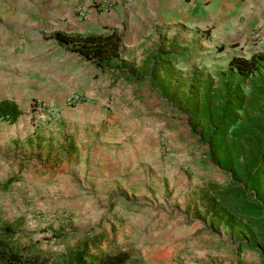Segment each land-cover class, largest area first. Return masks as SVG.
I'll return each instance as SVG.
<instances>
[{
    "label": "rangeland",
    "instance_id": "rangeland-1",
    "mask_svg": "<svg viewBox=\"0 0 264 264\" xmlns=\"http://www.w3.org/2000/svg\"><path fill=\"white\" fill-rule=\"evenodd\" d=\"M132 3L141 15L123 14ZM194 4L0 0V99L21 111L13 123L0 118V222L17 228L19 246L57 261L84 233L104 230L133 248L129 264L260 263L254 250L237 252L244 231L213 205L210 185L229 174L209 162L202 127L178 97L196 90L191 74L216 84L230 58L262 51L264 32H228L225 10L211 23ZM107 28L142 81L114 79L52 39ZM163 50L172 64L153 78L148 67ZM164 83L178 88L173 100L161 95Z\"/></svg>",
    "mask_w": 264,
    "mask_h": 264
},
{
    "label": "trees",
    "instance_id": "trees-1",
    "mask_svg": "<svg viewBox=\"0 0 264 264\" xmlns=\"http://www.w3.org/2000/svg\"><path fill=\"white\" fill-rule=\"evenodd\" d=\"M52 39L64 48L70 45V51L82 61L100 71H109L114 79H143L130 64L122 62V37L115 29L85 35L56 31ZM173 54L165 50L157 54L153 58L156 61L148 67L149 75L154 78L158 67H170ZM226 71L229 75L218 77L216 84L208 79L200 81L191 74L189 84L196 90L181 91L178 102L197 117L211 165L229 174L225 185H210L211 199L214 206L227 208L230 224L244 231L246 237L238 242L237 252L254 250L259 264H264V49L248 58L233 56ZM169 87L161 88V95L173 100L171 95L176 97L178 88L173 92ZM20 113L13 100H0L1 119L13 123ZM208 194L211 197V192ZM16 232L11 223L0 222V264H129L134 256L132 247L116 244L102 230L84 233L75 249L54 261L34 247L19 246L14 240ZM104 242L106 247L102 246Z\"/></svg>",
    "mask_w": 264,
    "mask_h": 264
},
{
    "label": "crops",
    "instance_id": "crops-1",
    "mask_svg": "<svg viewBox=\"0 0 264 264\" xmlns=\"http://www.w3.org/2000/svg\"><path fill=\"white\" fill-rule=\"evenodd\" d=\"M195 4L193 5L194 9L198 10V19L204 18L212 23L214 18L218 17L221 11L225 10L231 18L232 27L227 28L229 31L240 32L243 29L251 30L260 27L261 32H264V0H194ZM148 5H146L147 8ZM137 8V9H136ZM141 9L139 5L135 7L134 3L126 4L122 6V11L124 15H141ZM220 10V11H219ZM190 11V10H189ZM151 12H154L152 10ZM186 16V14H185ZM203 16V17H202ZM240 19L241 21H239ZM215 27L218 25L219 21H216ZM229 24V21L227 22ZM84 62V61H83ZM85 63V62H84ZM88 63V62H87ZM99 70V69H97ZM100 71V70H99ZM106 72V71H105ZM8 99V98H3ZM2 100V99H0ZM11 100V99H9ZM15 102V101H14ZM118 139H122L121 136ZM130 147V145H128ZM128 152V150H124ZM126 162L123 161L120 164V169L126 168ZM118 166V161L116 162ZM131 166L130 168H132Z\"/></svg>",
    "mask_w": 264,
    "mask_h": 264
},
{
    "label": "built area",
    "instance_id": "built-area-1",
    "mask_svg": "<svg viewBox=\"0 0 264 264\" xmlns=\"http://www.w3.org/2000/svg\"><path fill=\"white\" fill-rule=\"evenodd\" d=\"M77 98V97H76ZM75 99L73 98V100L72 101H74Z\"/></svg>",
    "mask_w": 264,
    "mask_h": 264
}]
</instances>
